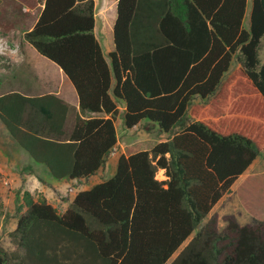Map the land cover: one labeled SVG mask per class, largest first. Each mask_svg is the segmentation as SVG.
<instances>
[{"label":"trees","instance_id":"1","mask_svg":"<svg viewBox=\"0 0 264 264\" xmlns=\"http://www.w3.org/2000/svg\"><path fill=\"white\" fill-rule=\"evenodd\" d=\"M116 2L108 62L94 0H0V28H26L28 43L74 85L81 113L109 115H78L79 142L61 143L51 136L64 101L0 94L1 121L53 177L88 178L105 165L121 101L127 129L157 123L168 134L121 154L115 173L78 191L64 213L25 192L0 264H264V221H228L230 235L206 220L264 150V0H251L248 25V0ZM27 108L36 129L24 124ZM248 180L263 190L264 174Z\"/></svg>","mask_w":264,"mask_h":264},{"label":"crops","instance_id":"2","mask_svg":"<svg viewBox=\"0 0 264 264\" xmlns=\"http://www.w3.org/2000/svg\"><path fill=\"white\" fill-rule=\"evenodd\" d=\"M95 2V1H94ZM117 3V2H116ZM96 8V4H95ZM96 11V10H95ZM95 35L98 38L97 34V26H96V12H95ZM113 33V32H112ZM99 40V39H98ZM109 44L106 47V52L104 53L106 59L109 62V53L114 50V39L112 48V42L110 39ZM25 39L24 47L22 46V42L18 43V47L12 49L13 52H10L7 57L12 61L13 66H21L24 64V67H29V62L26 61V51L30 48L27 46ZM101 43V41L99 40ZM31 45V44H30ZM102 49H104V45L101 43ZM32 46V45H31ZM33 47V46H32ZM16 50V51H15ZM103 51V52H104ZM42 56V55H41ZM44 57V56H43ZM47 59V58H46ZM50 61V60H49ZM48 63V62H47ZM54 62L50 61L49 64L44 65L46 68H42L39 71L40 74L27 80V82L17 83L14 80L6 81L0 83V92L8 93V92H18L23 96L27 97H35L42 96L44 94H53L60 98L68 105V110L64 117V121H61V115L59 114V119L57 121V127L52 131L53 135L51 136L53 140L65 143V142H79L78 139H75L76 127L75 122L78 115H81L82 118H92V117H106L108 118V114L97 113V112H89V113H81L80 110V99L78 93L70 81V79L63 73V71L58 67V65ZM49 67L51 69H49ZM2 71V69L0 70ZM7 72V69H6ZM52 73L55 75L53 76ZM0 76L3 75L0 72ZM57 79H56V77ZM1 79V78H0ZM25 81V80H23ZM2 94V93H0ZM120 113L118 114L115 125L117 131L118 141L114 146L112 152L107 158V161L104 166H101L98 171L91 175L88 178H62L54 180L49 168L44 163H39L35 161L29 152L23 148L20 143L9 133L8 129L4 125V123L0 119V190L4 186V182L8 181L10 188L15 190V192H9L8 196L4 198V215L3 217L9 216V221L7 223L10 226V231H13L17 226L18 216L26 210V205L22 198L17 201L18 198L17 191L18 190H35L38 189L41 194L46 195L45 199L47 202L52 204L60 213H64L68 207V204L73 200L78 191L86 190L91 188L93 185L102 182L106 179H103L104 176L108 172L115 173L117 169L118 159L121 154H127L125 150V139H121L122 132L128 131L129 133L136 131L139 125H136L130 129H127L124 125V110L125 104L123 101L119 103ZM30 108H27L26 114L24 115V124H29L31 127L36 129L37 126V118L35 116H30ZM32 112V111H31ZM34 113V112H32ZM62 114V113H61ZM25 126V125H24ZM120 132V133H119ZM133 141V140H132ZM139 151V150H138ZM137 152V151H135ZM134 153V152H132ZM130 153V154H132ZM263 151L261 154L253 161V163L247 168V170L239 177V179L232 186V194L236 193V197L232 198V201L235 200V204L241 203V205L245 206L248 204L247 202H242L241 194L238 196L237 194V184L242 180L248 179L249 177L258 176L264 174V159H263ZM50 174L51 176H47ZM54 191L58 193V195H66L67 197H62L58 199V202L55 201V197L53 195ZM31 195L35 200H39L34 196V193L30 191ZM61 193V194H60ZM244 195V193H243ZM223 196L219 202L216 204L223 202ZM231 201V198L229 199ZM245 200V199H244ZM24 203V204H23ZM233 203V202H230ZM215 205V206H216ZM214 206V207H215ZM233 214V212H230ZM9 235V234H8ZM13 244V243H12ZM14 245L11 246L10 249H13Z\"/></svg>","mask_w":264,"mask_h":264},{"label":"rangeland","instance_id":"3","mask_svg":"<svg viewBox=\"0 0 264 264\" xmlns=\"http://www.w3.org/2000/svg\"><path fill=\"white\" fill-rule=\"evenodd\" d=\"M96 4L95 12H96V26H97V34L98 39L104 45V53L106 52V47L109 44V40L112 42L113 45V26L116 18V0H94ZM251 9V0H248V7L246 12V18L244 20V24H249V13ZM37 17L36 11L33 12V15L30 19L26 22V27H30ZM25 30L26 28L18 27L9 32H5L0 28V70L2 69L1 74L3 77L0 76V83L3 80L7 82L10 80H14L17 83H23L30 81V79L34 78L42 68H46L44 65L49 64V60L45 57L41 56L34 47H32L28 42H26L27 46L30 48L26 51V61L29 62V67H24L22 64L21 66H13L12 61L7 55L10 52H13L12 49L18 47V43L22 42V46L24 47L25 42ZM95 32V31H94ZM16 51V50H15ZM260 56L263 58L264 55V38L262 39V48L260 50ZM106 55V54H105ZM107 56V55H106ZM48 62V63H47ZM55 66V64H53ZM238 63L236 60L233 63L232 69L229 71L228 75L238 67ZM7 69V72H6ZM49 69H51L49 67ZM54 76L55 74L52 73ZM56 77V76H55ZM57 79V77H56ZM25 80V81H23ZM3 93V92H0ZM256 112V111H255ZM254 112V114H255ZM150 129H146V123H141L136 131L129 133L128 131L122 132L120 136L121 139L124 138L126 145L125 150L127 154L132 152L143 150V149H151L157 142L166 140L168 134L165 132H161L159 129L158 124L148 123ZM120 133V132H119ZM133 140V141H132ZM264 152V150H263ZM264 159V153H263ZM113 175V172H108L103 179H108ZM47 176H51L47 174ZM253 176V175H251ZM156 177L159 180H164L167 178L164 169H159L157 171ZM56 180L54 177H51ZM8 184H5L3 188L0 190V247L5 249H10L13 246L12 241L9 234L10 226L7 225L9 221V216L3 217L4 213V205L3 201L5 196L7 197L9 192H15V190L11 189ZM237 194L238 196L241 194L242 202H247L245 206L241 205V203L235 204V200L232 201V198L236 197V193L232 194V189H230L224 196L222 203H219L211 210L210 214L208 215L207 219H214L216 228L220 232H228L230 235V231L227 228L228 221H234L239 223L240 225H253L258 226V221H264V186L262 187V191L258 188L255 180H242L237 185ZM232 188V187H231ZM34 193L37 199L41 200L42 198H46V195L40 193L38 189L30 190ZM28 190H18L17 201L23 199L24 201V194L25 192L30 193ZM244 193V195H243ZM31 194V193H30ZM61 194V193H60ZM5 195V196H3ZM55 197V201L58 202V199L62 197H67L66 195H58L54 191L53 193ZM231 198V201L229 200ZM245 199V200H244ZM233 202V203H230ZM24 204V203H23ZM251 208V210H250ZM249 209V210H248ZM230 212H233L231 214ZM256 217V218H255ZM258 220V221H257ZM263 237H264V228H263ZM228 241L221 242V244H227ZM229 248L226 249V251Z\"/></svg>","mask_w":264,"mask_h":264},{"label":"built area","instance_id":"4","mask_svg":"<svg viewBox=\"0 0 264 264\" xmlns=\"http://www.w3.org/2000/svg\"><path fill=\"white\" fill-rule=\"evenodd\" d=\"M5 184H8V181H5Z\"/></svg>","mask_w":264,"mask_h":264}]
</instances>
